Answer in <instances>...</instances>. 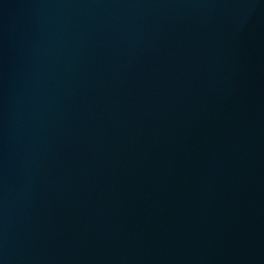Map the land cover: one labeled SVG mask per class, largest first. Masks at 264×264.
<instances>
[{
  "label": "water",
  "instance_id": "95a60500",
  "mask_svg": "<svg viewBox=\"0 0 264 264\" xmlns=\"http://www.w3.org/2000/svg\"><path fill=\"white\" fill-rule=\"evenodd\" d=\"M0 264H264V0H0Z\"/></svg>",
  "mask_w": 264,
  "mask_h": 264
}]
</instances>
